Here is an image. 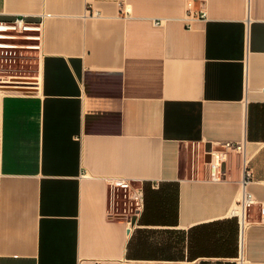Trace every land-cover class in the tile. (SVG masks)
<instances>
[{"label":"crops","instance_id":"0c3cea01","mask_svg":"<svg viewBox=\"0 0 264 264\" xmlns=\"http://www.w3.org/2000/svg\"><path fill=\"white\" fill-rule=\"evenodd\" d=\"M17 15L44 40L37 89L0 92V264H264V0H0ZM111 177L143 183L132 229Z\"/></svg>","mask_w":264,"mask_h":264},{"label":"built area","instance_id":"2783aa9c","mask_svg":"<svg viewBox=\"0 0 264 264\" xmlns=\"http://www.w3.org/2000/svg\"><path fill=\"white\" fill-rule=\"evenodd\" d=\"M207 20L206 12H193L191 3L188 4L187 20ZM159 24V23H157ZM190 28V26H189ZM44 40L43 22H34L26 15H17L12 20L0 21V92L31 93L38 87L36 77L37 52L42 50ZM31 64L34 74L19 75L20 69H26L24 64ZM245 153V142H225L213 144L206 151V165L210 179L223 181L227 178L228 162L233 156ZM243 180L246 186L252 180V174L245 167ZM108 207L107 217L110 220H121L129 228H134L145 210V190L142 182L124 178H107ZM257 201L252 194L245 191L239 206L233 211V216L239 220L243 232L247 224V212ZM244 211L242 221L241 212Z\"/></svg>","mask_w":264,"mask_h":264},{"label":"rangeland","instance_id":"374dc122","mask_svg":"<svg viewBox=\"0 0 264 264\" xmlns=\"http://www.w3.org/2000/svg\"><path fill=\"white\" fill-rule=\"evenodd\" d=\"M31 64L29 63H25L24 64V66H26V67H24V68H26L25 70L24 69H20V64H18L17 66V69H19L18 70V72H19V75H25V73L27 74L28 73V75H32V74H34V69L33 70H31V67H29ZM32 73V74H31Z\"/></svg>","mask_w":264,"mask_h":264},{"label":"bare ground","instance_id":"6f19581e","mask_svg":"<svg viewBox=\"0 0 264 264\" xmlns=\"http://www.w3.org/2000/svg\"><path fill=\"white\" fill-rule=\"evenodd\" d=\"M241 218H242V221L244 219V211L241 212Z\"/></svg>","mask_w":264,"mask_h":264}]
</instances>
